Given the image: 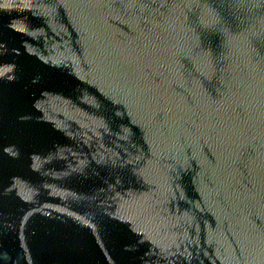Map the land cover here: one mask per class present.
Listing matches in <instances>:
<instances>
[{"label":"water","instance_id":"water-1","mask_svg":"<svg viewBox=\"0 0 264 264\" xmlns=\"http://www.w3.org/2000/svg\"><path fill=\"white\" fill-rule=\"evenodd\" d=\"M0 264H264V0H0Z\"/></svg>","mask_w":264,"mask_h":264}]
</instances>
